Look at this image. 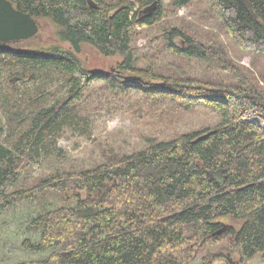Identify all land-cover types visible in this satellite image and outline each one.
I'll return each mask as SVG.
<instances>
[{
	"label": "trees",
	"instance_id": "trees-1",
	"mask_svg": "<svg viewBox=\"0 0 264 264\" xmlns=\"http://www.w3.org/2000/svg\"><path fill=\"white\" fill-rule=\"evenodd\" d=\"M8 1L37 22L52 24L55 41L28 50L18 48L20 42L0 44V72L19 81L56 74L66 94L43 108L33 99L28 113L18 107L7 115V145L0 142V213L45 193L76 198L73 206L30 223L40 240L23 242L26 250L59 248L30 264H191L193 247L225 238L241 263L256 256L264 261V92L229 62L218 65L228 80L208 82L164 76L134 59L135 27L159 23L167 5L180 9L195 0H91L95 7L88 0ZM155 1L150 15L141 13ZM204 1L241 51L264 56V0ZM162 32L176 55L199 61L215 57L212 47L180 30ZM83 45L120 61L106 73L88 70L78 58ZM94 80L119 92L168 99L184 110L208 108L221 121L170 141L147 138V147L132 155H113L92 170L55 174L34 187L13 190L29 165L62 157L57 138L64 128L85 129L75 103ZM6 130L0 127V138ZM223 226L227 230L216 236Z\"/></svg>",
	"mask_w": 264,
	"mask_h": 264
},
{
	"label": "rangeland",
	"instance_id": "rangeland-1",
	"mask_svg": "<svg viewBox=\"0 0 264 264\" xmlns=\"http://www.w3.org/2000/svg\"><path fill=\"white\" fill-rule=\"evenodd\" d=\"M139 7L137 4L136 8L141 9ZM38 25L37 37L18 43V48L28 50L39 46L49 47L54 43L52 24L38 20ZM166 28L180 30L194 42L212 47L215 57L199 61L174 54L165 45L162 30ZM132 34L134 59L140 67L164 76L191 77L209 82L228 80L218 65L229 62L240 70L245 80L264 92V56L241 51L212 17L204 0H195L180 9L167 5L159 23L143 29L135 27ZM175 41L177 45L184 46L180 38ZM61 45L64 49L68 48L65 43ZM78 58L88 70L105 73L120 61V57H104L88 45L81 47ZM65 94L66 88L56 74L50 73L40 80L31 81L29 78L19 81L8 72H0V127L6 130L9 121L7 115L16 109L31 110L29 101L34 99L35 106L43 108L63 100ZM75 108L85 121V129L64 128L57 138L62 157L43 158L39 163L29 165L13 190L34 187L55 174L92 170L113 155H132L147 147V138L158 142L170 141L184 133L212 129L221 121V117L208 108L196 106L184 110L168 99H154L141 91L113 90L102 80L89 84L75 103ZM7 132L0 138L4 145H7L4 142L9 134ZM75 201L76 198L72 196L45 193L35 200L24 201L1 212L0 264L36 263L58 251L59 248H53L45 252H31L22 243L29 241L33 245L38 244L40 232L30 230V223L37 216L71 207ZM228 247V238L214 244H198L193 247L195 257L191 264H243L238 260V254ZM260 258L256 256L247 264H264Z\"/></svg>",
	"mask_w": 264,
	"mask_h": 264
},
{
	"label": "water",
	"instance_id": "water-1",
	"mask_svg": "<svg viewBox=\"0 0 264 264\" xmlns=\"http://www.w3.org/2000/svg\"><path fill=\"white\" fill-rule=\"evenodd\" d=\"M88 4L95 7V3L91 0H88ZM157 4V1L153 2L141 13L146 16L150 15L156 9ZM38 32V22L27 12L16 10L8 0H0V44L26 41L35 37ZM226 230L227 227L223 226L215 235L221 236Z\"/></svg>",
	"mask_w": 264,
	"mask_h": 264
}]
</instances>
